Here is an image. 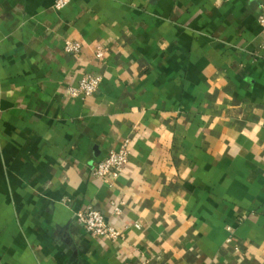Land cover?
I'll return each instance as SVG.
<instances>
[{
  "label": "crops",
  "instance_id": "obj_1",
  "mask_svg": "<svg viewBox=\"0 0 264 264\" xmlns=\"http://www.w3.org/2000/svg\"><path fill=\"white\" fill-rule=\"evenodd\" d=\"M59 1L0 0V264H264V0Z\"/></svg>",
  "mask_w": 264,
  "mask_h": 264
},
{
  "label": "built area",
  "instance_id": "obj_2",
  "mask_svg": "<svg viewBox=\"0 0 264 264\" xmlns=\"http://www.w3.org/2000/svg\"><path fill=\"white\" fill-rule=\"evenodd\" d=\"M66 0H60L57 7L60 8L65 4ZM258 23L262 31V39L264 44V4L261 6V12L258 16ZM81 46L78 43L66 42L65 50L72 54L80 52ZM97 55L100 57L101 52ZM100 77L95 75H85L79 81L76 87L69 91L70 97L86 98L94 95L100 86ZM130 158L129 140L126 139L118 150H111L101 160H99L92 169L93 176L100 178L103 182L111 185L114 180L120 176L128 165ZM74 219L79 223L90 235L95 237L108 236L116 238L119 236L117 229L109 225L103 214L93 209L79 210L74 214ZM139 228V225H135Z\"/></svg>",
  "mask_w": 264,
  "mask_h": 264
}]
</instances>
